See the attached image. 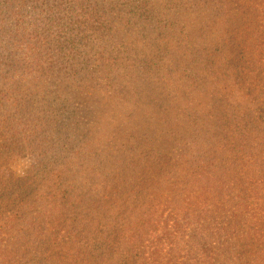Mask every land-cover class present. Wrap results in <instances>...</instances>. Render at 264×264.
I'll use <instances>...</instances> for the list:
<instances>
[{"label":"trees","instance_id":"obj_1","mask_svg":"<svg viewBox=\"0 0 264 264\" xmlns=\"http://www.w3.org/2000/svg\"><path fill=\"white\" fill-rule=\"evenodd\" d=\"M249 5L250 0H0L4 155H18L23 143L53 145L81 130L76 104L90 90L97 92L96 101L115 103L112 114L133 120L122 133L89 136L96 175L72 197L63 191L60 208L55 199L41 203L38 192L25 196L21 186L22 208L29 201L42 204L49 216L54 213L51 226L70 217L86 231L78 235L80 244L88 237L107 249L114 264H127L136 256L137 229L148 214V186L156 194L169 196L172 188L180 194L188 175L204 193L217 191V197L193 193L182 205L186 217L195 216L202 226L199 234L211 230L216 249H222L209 256L210 264H226L221 255L231 264H264V111L245 116L248 108L229 93L246 79L242 58L233 65L227 55L232 38L225 32L246 23ZM125 15L136 23H118L130 19ZM255 97L244 102L262 107L264 97L260 106ZM99 127L114 129L105 118ZM156 136L169 145L160 150ZM115 171L122 175L113 184ZM158 197L162 202L163 195ZM158 206L160 201L154 213ZM232 229L244 230L240 239L231 240ZM207 254L201 248L199 256Z\"/></svg>","mask_w":264,"mask_h":264},{"label":"rangeland","instance_id":"obj_2","mask_svg":"<svg viewBox=\"0 0 264 264\" xmlns=\"http://www.w3.org/2000/svg\"><path fill=\"white\" fill-rule=\"evenodd\" d=\"M126 16L130 19L119 20L118 23L130 22L133 26L136 20L133 16L124 17ZM243 18H248L245 24L241 23L234 29L225 31L230 32L232 38L227 55L232 59L233 65L242 58L244 62L241 66L244 68L241 70L246 79L244 87L230 86L229 93L231 97L238 98L243 108H248L245 116H250L252 113L264 111V103L260 108H252V105L244 102L246 97L256 94L254 99H257L256 105L260 106L259 98L262 101L264 97V0H250ZM214 20L219 24V18L215 17ZM132 34V31H128L129 36L126 37L130 39ZM209 67L214 76L215 70L212 65H208L207 69ZM96 93L90 90L88 96H83L84 99L78 98L77 121L81 130L66 137L67 139L41 148H29L27 143H23L25 147L21 148V152L12 156L4 155L0 148V210L7 204L4 214H0V264H114L107 249L101 248L95 241H88V237H85L83 244H80L78 235L83 234L81 230L86 232L80 223L72 224L70 217L65 219L61 216L58 218L59 223L51 226L54 223V213L49 216L45 207L34 201H29L22 208L20 200L24 197L20 188L23 186L25 196L32 198L38 192L41 203L55 199L60 208L59 200L63 191L67 190L72 197L96 175V160L89 144V136L101 139L113 131L122 133L130 127V123L132 125L133 120L129 119L127 122L119 113L112 114L116 107L113 101L107 98L96 101L93 97ZM103 118L112 121L113 130L99 127ZM109 126L106 124V127ZM155 138L160 150L169 145L165 138ZM119 159L125 162L124 158ZM170 169L174 171L175 167L172 165ZM121 175L122 171H115L110 180L116 184ZM182 181L183 191L175 194L172 188L173 193L169 196L167 193H153L148 184V214L137 229V238L140 240L138 249L133 251L136 256L132 255L127 264H210L209 256L222 252V249H216L210 237L211 230L199 234L202 226L195 216L186 217V211L182 207L196 192L203 194V197L211 192L217 197L216 189L204 193L197 184L191 183L188 175ZM6 186L10 189L3 190ZM159 195H163L162 202ZM228 198L231 197L225 196L224 200ZM159 201L160 206L154 213ZM261 202L262 199L259 200ZM225 203L229 206L234 204V200ZM22 212L24 214H20ZM128 218L131 219L132 214ZM243 231L232 229L231 240L240 239ZM204 243H210V246L206 247ZM37 244L39 247L34 246ZM201 248L208 254L199 256ZM220 258L231 264L226 255H221Z\"/></svg>","mask_w":264,"mask_h":264}]
</instances>
